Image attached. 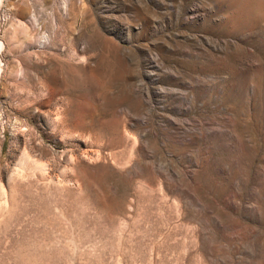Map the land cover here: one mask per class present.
<instances>
[{"label": "rangeland", "instance_id": "374dc122", "mask_svg": "<svg viewBox=\"0 0 264 264\" xmlns=\"http://www.w3.org/2000/svg\"><path fill=\"white\" fill-rule=\"evenodd\" d=\"M0 264H264V0H0Z\"/></svg>", "mask_w": 264, "mask_h": 264}, {"label": "bare ground", "instance_id": "6f19581e", "mask_svg": "<svg viewBox=\"0 0 264 264\" xmlns=\"http://www.w3.org/2000/svg\"><path fill=\"white\" fill-rule=\"evenodd\" d=\"M259 3V2H258ZM254 7V6H253Z\"/></svg>", "mask_w": 264, "mask_h": 264}]
</instances>
